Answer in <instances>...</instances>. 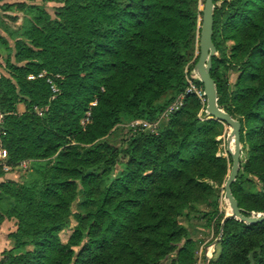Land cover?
Returning <instances> with one entry per match:
<instances>
[{"label": "trees", "instance_id": "obj_1", "mask_svg": "<svg viewBox=\"0 0 264 264\" xmlns=\"http://www.w3.org/2000/svg\"><path fill=\"white\" fill-rule=\"evenodd\" d=\"M48 2L55 3L52 14ZM202 5L4 3V12L20 15H5L18 24L0 36L2 143L9 167L29 162L30 181L0 180V225L15 221L0 264H195L193 239L179 218L198 203L219 237L208 264H264V221L222 222L231 158L217 153L222 123L198 117L204 96L186 94L160 118L184 92L185 68L195 75ZM213 5L210 77L218 107L240 123L244 154L230 190L244 216L264 215V0ZM229 70L236 73L232 86ZM41 71L58 88L53 99L45 79L35 77ZM193 82L202 91L197 77ZM34 107L45 111L39 116ZM134 120L159 124L155 132L127 129ZM116 129L120 138L109 139ZM77 198L81 212L72 215Z\"/></svg>", "mask_w": 264, "mask_h": 264}, {"label": "rangeland", "instance_id": "obj_2", "mask_svg": "<svg viewBox=\"0 0 264 264\" xmlns=\"http://www.w3.org/2000/svg\"><path fill=\"white\" fill-rule=\"evenodd\" d=\"M15 1H23V0H0V36H5V33H4L5 27H9V28L15 27V25L18 24V22L16 24H13L12 22H10L5 17V15H15V14L20 15V14L15 13V11L4 12L2 10V6L4 5V3H13ZM219 3H220V1L217 2V4H219ZM53 6H55V3H52V2L45 3V8L50 14H52V7ZM8 42L11 45V42L10 41H8ZM2 52L3 51L0 52L1 56H3ZM0 59L3 62L2 58H0ZM1 68L2 67L0 65V72H2ZM235 78H236V73L234 71L229 70L227 73V79H228V83L230 84V86H232L233 83L235 82ZM201 96H203L202 92H200L199 98H201ZM202 101H203V99H202ZM19 107H23V106L20 105ZM202 113H204L205 115H202ZM198 117L201 120H208L207 118L209 116L205 112V109H204L198 113ZM162 118H165V117H162ZM86 121H87V119H83L82 123H85ZM134 121H136V120H134ZM131 122H133V121H131ZM131 122H129L128 124L125 125V127L127 129L135 131L137 128H139L138 126L131 127L129 125ZM158 124H159L158 121L155 123H152L153 126L151 128H149L148 130L155 132L157 127H158ZM229 135H230V128L226 124L222 123L221 133L217 137V140L219 141L217 153H218V155L223 156L225 158H228L230 156L228 154L227 150L233 149V140L229 139ZM119 138H120L119 131L117 129L114 130L111 133V135L109 136V139H117L118 140ZM240 156L242 159L244 154L241 153ZM28 165H29L28 161H23L22 164L20 162L18 164V166L15 168L9 167L8 172H6L4 174V176L2 178H0V180L12 179V180H17V181H21V182L30 181V178L28 176L24 175L25 169H27ZM244 188L248 189L249 186L247 184H245ZM79 201H80L79 198H77L72 203V205H71V214L72 215L74 213L81 212V208L79 206ZM4 204L8 205V201H5ZM218 208H219V212H222L224 214V216L228 215L230 213V209H229L227 200L223 196V190L220 192ZM208 211H209V209L206 207L205 204L198 203V204L193 205L191 209L185 210L179 218V221L188 228L189 234H190L191 238L193 239L194 252H195V264H208V261L213 256H215L218 252L217 240L219 239V237L214 234L212 222L208 220V216L206 214V212H208ZM72 215L67 220L70 227L74 224ZM7 221L10 225L9 229H8L9 233H10L11 229H12V231L15 229V221L14 220H7ZM69 234H70V229H66V230L62 231L60 233L61 240L65 241ZM9 247H10V241L8 240V244L6 245V247L0 246V250L3 248L8 249ZM162 264H167V262L165 261Z\"/></svg>", "mask_w": 264, "mask_h": 264}, {"label": "water", "instance_id": "obj_3", "mask_svg": "<svg viewBox=\"0 0 264 264\" xmlns=\"http://www.w3.org/2000/svg\"><path fill=\"white\" fill-rule=\"evenodd\" d=\"M213 6V0H203V5L201 7L198 57L193 65V73L202 84V94L205 98V112L209 116L207 119L226 124L230 128L229 139L233 140V149L227 150L231 158V165L223 184V196L227 200L230 213L223 217L222 222L229 218H236L249 224H257L264 221V215L244 216L230 190V185L235 180L239 171L241 148L239 139L240 123L218 107L215 85L210 77L211 60L216 54L215 47L212 44Z\"/></svg>", "mask_w": 264, "mask_h": 264}, {"label": "built area", "instance_id": "obj_4", "mask_svg": "<svg viewBox=\"0 0 264 264\" xmlns=\"http://www.w3.org/2000/svg\"><path fill=\"white\" fill-rule=\"evenodd\" d=\"M0 65H1V67H3V62L1 61V59H0ZM184 71L186 73L185 74V80L187 82V86H186L184 92L177 96V98L173 101V103H171V105H169L167 107V109L162 113L160 118L166 117L168 113L177 110L178 107L181 105L183 97L186 94L194 93L195 95L200 97V92H202V91L200 89H198L197 86L193 82V80L196 78V76L193 74H187L186 68ZM0 76H1V72H0ZM35 77L45 79V81L49 84L50 91L52 93L51 99H53L56 96V94L58 93V88L55 86V84L52 82L51 79L46 78L45 71L39 72ZM27 78L32 79V78H34V76L28 75ZM33 110L39 116L42 115L43 111H45V109H38L36 107H34ZM3 121H4V113H2L0 111V169H1V171L6 173L9 170V165L7 164V153H6V150H5L3 143H2V136L4 135ZM129 125L131 127L138 126L140 129H149L153 126L152 123H148V122L143 121V120L133 121ZM22 162H21V164H22Z\"/></svg>", "mask_w": 264, "mask_h": 264}, {"label": "crops", "instance_id": "obj_5", "mask_svg": "<svg viewBox=\"0 0 264 264\" xmlns=\"http://www.w3.org/2000/svg\"><path fill=\"white\" fill-rule=\"evenodd\" d=\"M22 109H23V107H19V111H22ZM9 223H8V221L7 220H4L2 223H1V225H0V246H4V247H6V245L8 244V239H7V234L9 233ZM11 231H12V229H11ZM10 231V232H11ZM6 249V248H5ZM2 250H4V248L3 249H1L0 250V252L2 251Z\"/></svg>", "mask_w": 264, "mask_h": 264}, {"label": "bare ground", "instance_id": "obj_6", "mask_svg": "<svg viewBox=\"0 0 264 264\" xmlns=\"http://www.w3.org/2000/svg\"><path fill=\"white\" fill-rule=\"evenodd\" d=\"M230 144V143H229Z\"/></svg>", "mask_w": 264, "mask_h": 264}]
</instances>
